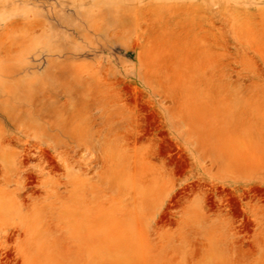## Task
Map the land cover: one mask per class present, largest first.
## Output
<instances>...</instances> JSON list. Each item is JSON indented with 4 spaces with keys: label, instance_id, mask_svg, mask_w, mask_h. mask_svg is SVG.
Here are the masks:
<instances>
[{
    "label": "rangeland",
    "instance_id": "1",
    "mask_svg": "<svg viewBox=\"0 0 264 264\" xmlns=\"http://www.w3.org/2000/svg\"><path fill=\"white\" fill-rule=\"evenodd\" d=\"M0 264H264V0H0Z\"/></svg>",
    "mask_w": 264,
    "mask_h": 264
},
{
    "label": "bare ground",
    "instance_id": "2",
    "mask_svg": "<svg viewBox=\"0 0 264 264\" xmlns=\"http://www.w3.org/2000/svg\"><path fill=\"white\" fill-rule=\"evenodd\" d=\"M20 177V176H19Z\"/></svg>",
    "mask_w": 264,
    "mask_h": 264
}]
</instances>
